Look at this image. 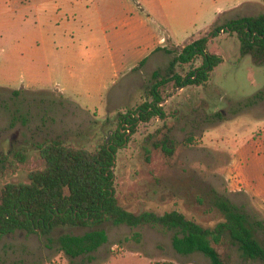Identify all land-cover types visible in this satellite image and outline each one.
<instances>
[{
	"label": "rangeland",
	"instance_id": "obj_1",
	"mask_svg": "<svg viewBox=\"0 0 264 264\" xmlns=\"http://www.w3.org/2000/svg\"><path fill=\"white\" fill-rule=\"evenodd\" d=\"M139 4L156 8L172 56L207 36L210 52L223 60L205 85L168 84L167 120L140 122L133 135L122 129L130 140L116 157L120 205L158 214L178 209L213 227L222 220L213 203L221 195L264 221V99L246 104L264 90V64L241 55L235 34L216 32L231 19L264 13V0H0V194L7 182L28 181L32 170L45 165L39 143L60 140L95 149L118 128L119 111L145 99L152 75L137 80V92H123L134 81L128 68L141 62L134 65L130 45L135 34L139 40L146 36L122 21L135 23ZM190 69L183 65L178 72ZM165 123L176 142L172 157L148 138L166 130ZM100 228L109 240L93 260L70 257L58 241L62 234L82 235L92 228L61 227L50 234L18 230L0 237V264H211L201 252H176L174 231L160 225L107 221ZM256 235L264 239L262 230ZM216 247L229 264H264L245 260L227 241Z\"/></svg>",
	"mask_w": 264,
	"mask_h": 264
},
{
	"label": "trees",
	"instance_id": "obj_2",
	"mask_svg": "<svg viewBox=\"0 0 264 264\" xmlns=\"http://www.w3.org/2000/svg\"><path fill=\"white\" fill-rule=\"evenodd\" d=\"M221 30L238 37L242 56L250 54L256 64H264V13L231 19L216 27L217 33ZM208 44L207 36L193 40L174 55L165 73L154 71L145 99L132 110L119 111L118 128L95 149L60 140L39 143L45 165L32 170L28 181L7 182L1 190L0 237L18 230L50 234L61 227H91L92 230L82 235L62 234L58 241L61 250L70 257L85 255L93 260V253L109 240L107 230L100 228L104 222L130 227L152 224L174 231L172 246L180 254L201 252L211 264H229L216 247L227 241L237 247L245 260L264 262V239L256 235L257 229L264 233V221L255 219L229 198L215 197L213 203L222 220L213 227H205L178 209L163 214L152 210L130 211L120 205L117 197L116 157L130 140L128 132L123 133L122 129L133 135L140 122L148 123L153 118L167 120L163 91L170 82L177 87L205 85L223 60L219 54L210 52ZM198 59L202 60L201 64L195 66ZM183 65L191 66L186 75L178 72V67ZM263 99L264 90H261L246 104L252 106ZM164 127L166 130L157 129L148 138L154 148L172 157L176 142L171 136V126L165 123ZM140 236V232L133 235L137 239Z\"/></svg>",
	"mask_w": 264,
	"mask_h": 264
},
{
	"label": "crops",
	"instance_id": "obj_3",
	"mask_svg": "<svg viewBox=\"0 0 264 264\" xmlns=\"http://www.w3.org/2000/svg\"><path fill=\"white\" fill-rule=\"evenodd\" d=\"M139 7H141L140 4ZM135 9L137 10V15L133 17L135 19V23L131 21L132 19L127 18L122 21V24L125 26H131L129 31H135L139 28H142L146 37H144L143 40H139L135 34L134 42H132L130 45L129 56L135 59L134 65H136L138 61L141 62H139V64H137L135 67L131 66L128 68L130 71L126 74L131 73L130 76L134 78V81L124 88L123 92H125L126 95L135 93L140 89L137 80L141 76L152 75V73L156 70H166L170 61L174 57L172 56V53L167 51L173 49L171 48L172 44H168L170 40H168L167 37H162L161 35L160 24H162V22L160 23L154 16L156 8L151 5V7L148 9L144 7H141V9L135 7ZM136 22H139L140 25L137 26ZM145 25H147V27ZM175 25L179 26L178 16L176 18ZM163 29L165 30V27H163ZM101 31L104 33V26L101 27Z\"/></svg>",
	"mask_w": 264,
	"mask_h": 264
}]
</instances>
